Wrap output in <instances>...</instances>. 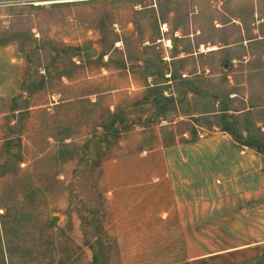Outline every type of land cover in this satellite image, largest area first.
<instances>
[{
    "label": "rangeland",
    "instance_id": "rangeland-1",
    "mask_svg": "<svg viewBox=\"0 0 264 264\" xmlns=\"http://www.w3.org/2000/svg\"><path fill=\"white\" fill-rule=\"evenodd\" d=\"M200 7L0 0V198L9 208L0 264H59L56 231L67 226L80 247L66 264H89L78 211L102 220L108 264L175 262L187 207L264 189V0ZM189 15L204 40L245 44L193 53L198 41L172 32ZM182 49L190 53L166 58ZM245 54L255 57L250 67ZM93 131L102 168L93 140L80 147ZM63 141L80 148L56 154Z\"/></svg>",
    "mask_w": 264,
    "mask_h": 264
},
{
    "label": "crops",
    "instance_id": "crops-1",
    "mask_svg": "<svg viewBox=\"0 0 264 264\" xmlns=\"http://www.w3.org/2000/svg\"><path fill=\"white\" fill-rule=\"evenodd\" d=\"M195 1L198 2L201 9L208 7L209 0ZM235 2L239 3L241 0H235ZM231 18L235 21V26L241 24L239 23L241 20L239 15L231 16ZM187 20L186 25L176 26L172 32L176 37L183 35L186 42L196 39L199 46L193 53L196 51L210 54L222 53L228 50L225 49L227 47L231 48L229 50L232 52L237 51L235 50L236 46L245 44L242 40H234L226 41L224 46H220L219 44L222 45V41L210 42L204 40L200 35L201 30L198 27H195L197 30L192 28L191 15L187 17ZM166 23L164 21L165 26L163 27L162 36L167 35L165 50L169 52L174 51V47L170 43V38H168L171 33ZM217 24L227 26L224 22L222 24V21ZM254 32H256V29H254ZM245 39L247 43L255 40V38L249 39L248 37ZM261 39L264 41V33ZM157 40L162 39L158 38ZM206 43L210 46H204ZM189 53L190 50L182 49L178 54L169 55L166 58L171 61L184 58ZM248 55L245 54L243 57L246 58L245 62L249 63L247 66L250 67V63L255 60V57L251 54ZM232 58V60L237 59V61L239 59L237 57ZM234 194L241 197L237 199V202L197 203L192 205L191 209L187 207L185 213L182 212L183 220L181 222L185 246L183 256L180 260L167 264H264V189ZM255 196L256 199L250 201ZM258 197H261V199ZM191 228L197 229V232L193 233L190 230ZM186 229L190 232H187Z\"/></svg>",
    "mask_w": 264,
    "mask_h": 264
},
{
    "label": "trees",
    "instance_id": "trees-1",
    "mask_svg": "<svg viewBox=\"0 0 264 264\" xmlns=\"http://www.w3.org/2000/svg\"><path fill=\"white\" fill-rule=\"evenodd\" d=\"M93 132H94L92 134L93 136L89 139H86L85 142L80 147L86 146V143L88 144L89 141H91V140H93V143H95V144L98 143L97 136L95 135V131H93ZM69 147L78 148L79 145H77L73 142L63 141L62 143H60L59 147L57 148L56 154H63ZM94 154L96 156V161L94 162L95 163L94 167L100 166V168H102L101 167L102 166V160H101L100 149H99L98 144H96ZM72 156H74V155L72 154L69 157H72ZM97 192H98V194H100V195H98V197H99V201L101 202L103 199L102 194L99 193V191H97ZM24 198L25 197H22L20 199L22 200ZM5 202L0 198V210L3 211V213L0 214V243H2V239H4V240L8 239V229L6 227L4 219L9 214V208H8L7 203H5ZM78 213H79V216L81 218V229H82L83 235L85 237L84 244L89 245L93 251L92 260L90 261L89 264H108L109 261H108V258L106 257L107 247H106V242H105V237L107 236L108 232L105 231L104 224H103L102 220H100V219L96 220L94 218V217H96L94 214L91 217L92 220H88L89 218L87 216L83 215V213H81L79 211H78ZM51 225L52 224L48 223V226L51 227ZM67 227H57V231H56L58 233V235L61 234V236H62L61 239L58 241L59 251H60L59 264H66V261L68 259L67 258L68 250L73 248V244L76 246V249L74 251H76L77 248L80 247L79 245L75 244L73 239L68 235V233H67L68 228ZM64 238H65V241H64ZM89 240H93L94 243L93 244L89 243ZM7 245H8V243H7ZM9 248H10L9 246L4 247V243L2 244V248H1L2 260L5 259L4 252H6L7 250L9 252ZM75 258H76V261H78L81 258V252H78L77 255L75 256Z\"/></svg>",
    "mask_w": 264,
    "mask_h": 264
},
{
    "label": "water",
    "instance_id": "water-1",
    "mask_svg": "<svg viewBox=\"0 0 264 264\" xmlns=\"http://www.w3.org/2000/svg\"><path fill=\"white\" fill-rule=\"evenodd\" d=\"M94 51V50H93ZM55 219H57V218H55Z\"/></svg>",
    "mask_w": 264,
    "mask_h": 264
},
{
    "label": "bare ground",
    "instance_id": "bare-ground-1",
    "mask_svg": "<svg viewBox=\"0 0 264 264\" xmlns=\"http://www.w3.org/2000/svg\"><path fill=\"white\" fill-rule=\"evenodd\" d=\"M165 26V25H164Z\"/></svg>",
    "mask_w": 264,
    "mask_h": 264
}]
</instances>
